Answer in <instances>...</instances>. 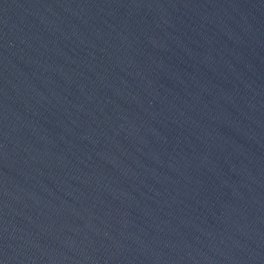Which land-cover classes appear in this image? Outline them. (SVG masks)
I'll return each instance as SVG.
<instances>
[{"label":"water","instance_id":"95a60500","mask_svg":"<svg viewBox=\"0 0 264 264\" xmlns=\"http://www.w3.org/2000/svg\"><path fill=\"white\" fill-rule=\"evenodd\" d=\"M0 264H264V0H0Z\"/></svg>","mask_w":264,"mask_h":264}]
</instances>
